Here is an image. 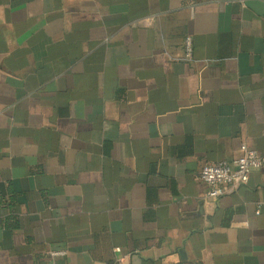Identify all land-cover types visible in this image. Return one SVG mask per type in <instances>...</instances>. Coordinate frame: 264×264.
Returning <instances> with one entry per match:
<instances>
[{
	"label": "crops",
	"instance_id": "1",
	"mask_svg": "<svg viewBox=\"0 0 264 264\" xmlns=\"http://www.w3.org/2000/svg\"><path fill=\"white\" fill-rule=\"evenodd\" d=\"M242 144L264 0H0V264H264V165L196 177Z\"/></svg>",
	"mask_w": 264,
	"mask_h": 264
},
{
	"label": "built area",
	"instance_id": "2",
	"mask_svg": "<svg viewBox=\"0 0 264 264\" xmlns=\"http://www.w3.org/2000/svg\"><path fill=\"white\" fill-rule=\"evenodd\" d=\"M182 47L186 56L192 52V41L185 37ZM264 165V153L242 144L240 154L231 160H220L213 163H203L196 173L199 181L207 186L205 197L216 198L234 192L246 183L251 171L259 170ZM50 257L62 256L64 251H49Z\"/></svg>",
	"mask_w": 264,
	"mask_h": 264
},
{
	"label": "water",
	"instance_id": "3",
	"mask_svg": "<svg viewBox=\"0 0 264 264\" xmlns=\"http://www.w3.org/2000/svg\"><path fill=\"white\" fill-rule=\"evenodd\" d=\"M251 4H253V3H251ZM254 5V4H253Z\"/></svg>",
	"mask_w": 264,
	"mask_h": 264
}]
</instances>
